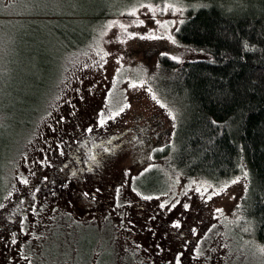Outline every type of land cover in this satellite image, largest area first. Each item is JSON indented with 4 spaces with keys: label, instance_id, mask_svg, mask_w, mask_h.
<instances>
[{
    "label": "rangeland",
    "instance_id": "374dc122",
    "mask_svg": "<svg viewBox=\"0 0 264 264\" xmlns=\"http://www.w3.org/2000/svg\"><path fill=\"white\" fill-rule=\"evenodd\" d=\"M79 1L0 0V164L13 156L6 162L12 169L4 165L1 171L6 197L17 195L36 173L58 164L78 145L99 146L98 156L89 170L80 172L76 187L61 184L50 190V196L41 194L48 197L41 203L38 218L29 217L19 237L38 253L40 263L49 252L56 264L86 260L89 264L92 251L85 259L88 248L84 244L98 236L96 246L105 252L101 256L104 264H138V255L142 258L147 252L154 253L149 260L152 264H175L180 249L184 250L181 264H264V246L237 237L240 232L234 229L236 205L246 189L247 175L215 184L167 174L170 182L162 194H148L133 186L151 187L155 182L152 168L147 167L151 159L143 154L152 146V134L161 135L173 124L170 104L160 97L162 91L168 97L165 89L173 70L185 60L208 58L204 52L184 50L172 42L183 15L181 0L160 5L150 0L133 3L130 9L123 6L122 14L108 18L83 51L72 55V50L59 49L53 56L48 46L47 68L39 70L33 82L28 81L37 62L26 55L31 50L29 43L19 38L26 31L32 34L35 29L29 26L38 22L18 16L51 13L61 7L64 13L73 14L70 5L78 7ZM81 1L84 10L100 3L113 7L122 3ZM47 29L51 32L49 26ZM37 82L41 83L38 87ZM16 91L21 95L30 91L41 98L49 92V99L56 93L34 129L32 120L14 121ZM38 109L39 105L33 106L34 111ZM25 132L29 135L22 141ZM17 147L18 154L13 155ZM77 158L85 156L81 152ZM73 166L78 168L69 164L71 169ZM77 192L83 201H100L102 206L81 214L73 203L78 200ZM139 203L144 208L139 232L146 241H140L141 249L135 254L133 245L123 239L122 222L138 214ZM177 222L179 228L174 227ZM237 225L242 232L241 224ZM177 235L181 238L176 242Z\"/></svg>",
    "mask_w": 264,
    "mask_h": 264
},
{
    "label": "trees",
    "instance_id": "16d2710c",
    "mask_svg": "<svg viewBox=\"0 0 264 264\" xmlns=\"http://www.w3.org/2000/svg\"><path fill=\"white\" fill-rule=\"evenodd\" d=\"M120 1L117 7L100 3L84 10L80 0L78 7L74 3L70 5L73 14L64 13L61 7L60 11L51 13L19 15L18 18L28 22H38L29 26L35 29L32 34L26 31L19 38L22 43H29L31 50L26 55L33 57L30 58L32 63L37 62L28 81L33 82L39 70L47 68L48 46L52 54L65 49L75 55L91 43L108 18L122 14L123 6L130 9L133 3H150V0ZM167 1L173 0H155L154 4ZM181 3L183 15L172 42L184 50L204 52L208 58L177 64L165 89L168 97L161 89L162 92L157 90L161 92V99L170 104L173 124L168 132L152 134V146L144 150L143 158L151 159L147 167L152 168L155 182L151 187H137L134 183L133 186L148 194H162L169 186L167 174L184 181L203 179L215 184L247 174L246 189L236 205L234 229L240 232L237 237L264 246V0H181ZM59 82V79L55 81L56 91ZM34 85L38 87L41 83ZM13 94L18 105L14 121L32 120L33 129L56 97L55 93L54 98L49 99V92L42 98L33 96L30 91L24 95L19 91ZM37 105L39 109L34 111L33 106ZM28 135L25 132L22 141ZM18 147L13 155L18 154ZM69 156L36 173L28 185L50 182V174H57ZM12 157L0 164V194L6 191L1 171L5 167L12 169L6 163ZM86 243L84 246L89 248L90 243ZM89 252L90 249L85 259ZM44 256L52 255L46 252L43 259Z\"/></svg>",
    "mask_w": 264,
    "mask_h": 264
},
{
    "label": "flooded vegetation",
    "instance_id": "af4514ba",
    "mask_svg": "<svg viewBox=\"0 0 264 264\" xmlns=\"http://www.w3.org/2000/svg\"><path fill=\"white\" fill-rule=\"evenodd\" d=\"M98 149L99 146L96 143H82L71 149L72 153H69V160L67 163L63 164L57 174H50V182L46 183V181H42L37 182V184H29L25 188H20L21 192H18L17 195L12 197H6L5 192L0 194V205H3V207L0 208V264H56L55 259H50V257L47 258V256L46 258L44 256V259L43 257H40L43 261V263H40L38 253L33 249L31 250L28 242L25 243L24 239L20 238L19 235L23 233L24 224L27 223L29 217H32L33 219L36 217L38 218L41 203L46 197H40L41 194L45 195L48 193L50 196V190H57V186H59L62 182H64L62 184H72L71 187H76L77 185H75V183L78 184L76 181L81 177L80 172H86L89 170L91 164L94 163L93 159L98 156V153L96 152ZM81 152L84 154L85 158L78 159L77 155ZM71 163L78 165V168L75 167L73 169L76 170L72 171L69 167V164ZM77 196L78 200L73 203L75 207H77V210L81 211V214L87 215L92 212H96L102 206L100 201H83V197L79 192H77ZM136 208L137 206L134 205L135 210ZM143 212L144 208L139 203L138 214L131 216L126 220V222H122V224L125 225V230L122 231L123 239L128 244L133 245L132 249L135 251V254H139V250L141 249V246H139L140 241H146V239L141 237L139 232L140 228L138 226V220H142L144 216ZM13 238L16 239V244L11 243ZM180 238L181 235H177L175 237V241L177 242ZM99 239L100 238L96 236L93 242H90L89 244L88 250L90 249V251H92L90 259L93 261L89 264H104L103 262H105L101 261V256L105 252L102 253V247L96 246ZM177 252L178 254H181L184 250L180 249ZM153 254L154 253L152 252L143 253L142 258L138 255V264H152L149 260ZM106 255H109V253L106 252ZM146 260L148 262H146ZM87 261L88 260L81 261L79 264H85ZM64 263L70 264V262Z\"/></svg>",
    "mask_w": 264,
    "mask_h": 264
},
{
    "label": "snow or ice",
    "instance_id": "6c2138e0",
    "mask_svg": "<svg viewBox=\"0 0 264 264\" xmlns=\"http://www.w3.org/2000/svg\"><path fill=\"white\" fill-rule=\"evenodd\" d=\"M121 110H123V109H121ZM213 123H215V121H213ZM245 175H247V174H245ZM24 183H27V180H24L23 181ZM233 183H236L237 181H232ZM145 199H151V197H145ZM164 205H161V207H163ZM3 207V205H0V208H2ZM173 207H175V205H173ZM184 207H185V209H187L188 208V205H184ZM219 211V210H218ZM174 227H176V228H179L180 227V224L177 222V223H175L174 224ZM193 231H195V230H193ZM11 243L12 244H16L17 243V241H16V239L15 238H13L12 240H11ZM261 251H264V249H261ZM182 254H177V256L175 257V264H181V260H180V256H181Z\"/></svg>",
    "mask_w": 264,
    "mask_h": 264
}]
</instances>
